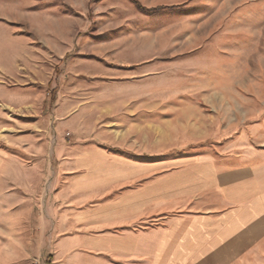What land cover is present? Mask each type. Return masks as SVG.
Here are the masks:
<instances>
[{
  "label": "crops",
  "instance_id": "crops-1",
  "mask_svg": "<svg viewBox=\"0 0 264 264\" xmlns=\"http://www.w3.org/2000/svg\"><path fill=\"white\" fill-rule=\"evenodd\" d=\"M92 1L60 0L73 16L55 18V54L74 46L87 58L181 52L249 17L251 7L134 0L147 10L141 12L130 0H99L94 9ZM90 10L98 29L75 45L72 36ZM221 110L211 138L183 134L172 146L163 130L166 145L153 141L151 151L112 134L100 143L55 146L59 169L46 210L50 264H264V112Z\"/></svg>",
  "mask_w": 264,
  "mask_h": 264
},
{
  "label": "rangeland",
  "instance_id": "rangeland-1",
  "mask_svg": "<svg viewBox=\"0 0 264 264\" xmlns=\"http://www.w3.org/2000/svg\"><path fill=\"white\" fill-rule=\"evenodd\" d=\"M218 1L251 5L250 16L181 52L87 58L76 46L53 51L55 18L73 16L60 0H0V264H50L46 210L58 144L100 143L112 134L151 151L164 134L172 146L183 134L211 138L221 109L264 112V0ZM92 2L94 9L99 0ZM259 2L261 8L252 6ZM97 29L90 10L74 44ZM242 97L250 101L216 103Z\"/></svg>",
  "mask_w": 264,
  "mask_h": 264
},
{
  "label": "trees",
  "instance_id": "trees-1",
  "mask_svg": "<svg viewBox=\"0 0 264 264\" xmlns=\"http://www.w3.org/2000/svg\"><path fill=\"white\" fill-rule=\"evenodd\" d=\"M130 2L132 3V4H134V6L139 10V11H141V12H147V10H145L144 8H142L137 2H135L134 0H130ZM154 11H156V10H154Z\"/></svg>",
  "mask_w": 264,
  "mask_h": 264
},
{
  "label": "built area",
  "instance_id": "built-area-1",
  "mask_svg": "<svg viewBox=\"0 0 264 264\" xmlns=\"http://www.w3.org/2000/svg\"><path fill=\"white\" fill-rule=\"evenodd\" d=\"M38 264V263H37Z\"/></svg>",
  "mask_w": 264,
  "mask_h": 264
}]
</instances>
